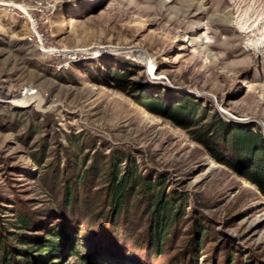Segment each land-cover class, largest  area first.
I'll return each instance as SVG.
<instances>
[{
    "label": "rangeland",
    "instance_id": "rangeland-1",
    "mask_svg": "<svg viewBox=\"0 0 264 264\" xmlns=\"http://www.w3.org/2000/svg\"><path fill=\"white\" fill-rule=\"evenodd\" d=\"M8 2L0 4V222L13 226L16 198L55 211L66 183L79 207L98 210L109 156L126 153L137 174L186 194L185 225L203 213L243 264L264 260V191L215 148L213 130L222 120L264 139V0ZM71 234L52 264H132ZM198 264L215 260L204 253Z\"/></svg>",
    "mask_w": 264,
    "mask_h": 264
},
{
    "label": "trees",
    "instance_id": "trees-1",
    "mask_svg": "<svg viewBox=\"0 0 264 264\" xmlns=\"http://www.w3.org/2000/svg\"><path fill=\"white\" fill-rule=\"evenodd\" d=\"M149 103L159 107L155 100ZM185 107L180 104L179 110L183 112ZM213 130L215 143L222 140L215 148L247 167L244 173L264 191V139L260 134L250 125L222 120ZM202 141L208 144V138ZM124 158L119 174L118 159ZM108 162L107 182L100 188L104 199L96 211H86L85 204L78 206V191L70 183L64 184L55 211L42 212L31 208L29 199L16 198L13 226L0 222V264H52L71 241V232H78L103 253L132 264H198L204 253L215 264H243L233 249L236 246L231 244L230 249L228 238L219 235L203 213L190 214L185 225L186 194H167L159 175L151 180L150 173L137 174L135 162L126 153H111ZM83 188L85 197L90 188L86 184ZM52 215L58 220L47 225L46 217ZM254 264H264V260L255 258Z\"/></svg>",
    "mask_w": 264,
    "mask_h": 264
},
{
    "label": "built area",
    "instance_id": "built-area-1",
    "mask_svg": "<svg viewBox=\"0 0 264 264\" xmlns=\"http://www.w3.org/2000/svg\"><path fill=\"white\" fill-rule=\"evenodd\" d=\"M0 4H1V5H5V6H7V5H11L10 2H8V0H0ZM13 6H14V5H13ZM15 7H17V6H15ZM34 27H35V25H34Z\"/></svg>",
    "mask_w": 264,
    "mask_h": 264
}]
</instances>
